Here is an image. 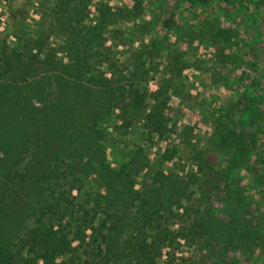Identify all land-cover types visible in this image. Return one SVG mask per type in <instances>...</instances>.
Here are the masks:
<instances>
[{"label": "trees", "instance_id": "obj_1", "mask_svg": "<svg viewBox=\"0 0 264 264\" xmlns=\"http://www.w3.org/2000/svg\"><path fill=\"white\" fill-rule=\"evenodd\" d=\"M41 3L46 11L32 23L29 3H9L13 39L0 32V129L19 132L18 150L0 172V264H225L233 255L235 264H264L256 81L237 76L242 91L209 113L211 131L200 134L176 111H163L172 97L206 110L191 91L211 99L216 66L178 53L188 37H175L169 16L135 0L115 12L99 0ZM66 83L94 96L93 109L76 119L91 122L90 134L46 155L65 118ZM217 203L224 219L215 257Z\"/></svg>", "mask_w": 264, "mask_h": 264}, {"label": "rangeland", "instance_id": "obj_2", "mask_svg": "<svg viewBox=\"0 0 264 264\" xmlns=\"http://www.w3.org/2000/svg\"><path fill=\"white\" fill-rule=\"evenodd\" d=\"M42 0H0V31L13 39L14 31L12 27L6 24L9 10V3L19 7L22 3H29L27 7V21L32 23L39 19L41 13L46 11V6L41 3ZM112 7L113 12L118 8L132 6L133 0H99ZM140 2L145 12H160L164 17L169 16L173 20V33L176 38L181 40V35L188 39L178 42V53L187 54L189 57L203 59L208 66L215 68L214 78H217L215 90L207 99L206 91L192 90L191 93L200 94L199 100H203L207 109L198 112L189 108V103L180 101L177 97H172L168 102L169 109L163 113L167 117H172L171 110L176 111L177 117L181 118L182 123H192L196 126L195 131L200 134L210 133L211 123L209 122V113L213 109H222L227 106L242 91V85L237 82V76H243L246 80L243 84L255 80L256 93L259 95L260 112L262 121L264 120V0H210L208 4H198L195 0H135ZM159 10V11H157ZM147 19V17H145ZM230 30L229 35L223 33L218 37L219 31ZM222 33V32H221ZM175 38L170 39L174 43ZM65 53L59 54V59L64 57ZM184 75L193 79V71L186 69ZM210 75H205L201 79L209 81ZM155 79H162L157 77ZM152 89H155L153 87ZM63 93L66 97L61 104V116H65L63 124H58L50 142V147L45 154L53 151L66 150L71 144L73 135L77 138L90 134L91 122L77 121L80 113H85L93 109L92 103L94 96L87 87L77 84H64ZM216 110V111H217ZM19 132L18 129L5 127L0 129V172L4 171L9 164L7 158H11L18 150ZM147 147V146H146ZM105 151V148H103ZM107 150V149H106ZM106 154V153H105ZM104 154V155H105ZM111 169L116 168V164L107 157ZM163 172L166 175L170 169V161L163 155ZM24 165V164H22ZM264 167V164L263 166ZM95 175L91 174L87 179L89 185H92L95 191L98 190ZM32 189L28 187L29 195L32 196ZM26 190V189H25ZM258 195L264 201V188H259ZM102 194L103 189L99 190ZM257 191V192H258ZM217 218L212 222L215 230V241L212 246L215 247L214 256H219V247L223 235V208L219 203L216 204ZM222 219V220H221ZM176 225V224H175ZM186 258L185 254H181ZM231 257V256H230ZM225 261V264H235L237 255Z\"/></svg>", "mask_w": 264, "mask_h": 264}, {"label": "clouds", "instance_id": "obj_3", "mask_svg": "<svg viewBox=\"0 0 264 264\" xmlns=\"http://www.w3.org/2000/svg\"><path fill=\"white\" fill-rule=\"evenodd\" d=\"M0 31H2V29H0Z\"/></svg>", "mask_w": 264, "mask_h": 264}]
</instances>
